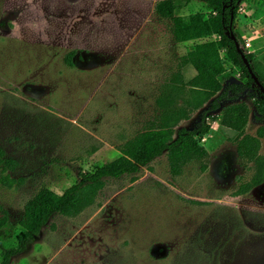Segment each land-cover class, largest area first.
Listing matches in <instances>:
<instances>
[{"label":"rangeland","instance_id":"rangeland-1","mask_svg":"<svg viewBox=\"0 0 264 264\" xmlns=\"http://www.w3.org/2000/svg\"><path fill=\"white\" fill-rule=\"evenodd\" d=\"M86 1L105 0H0L6 23L0 26V145L19 161V184L0 186V204L15 225L0 239V252L5 244L16 245L31 197L43 189L63 193L84 171L119 157L120 145L143 129L151 112L149 94L148 104L141 103L145 84L131 89L119 79L110 83L127 72L121 57L99 52L96 42L116 16L85 7ZM206 9L205 0H194L183 12ZM257 14L250 23L240 9L234 32L264 77V0ZM153 18L144 31L164 38L149 45L147 57H125L138 65L154 59L148 81L160 82L169 71L160 54L170 55L172 65L178 54L176 45L164 46L167 21ZM70 49L78 51L74 66L65 62ZM229 81H240L239 74ZM237 102L250 106L246 132L255 134L263 120L254 99L242 93L223 105ZM201 112L182 125L193 128ZM211 125L202 141L209 152L205 171L195 161L173 176L163 156L136 174L108 178L92 206L72 217L55 215L11 264H264V182L239 193L252 171L239 158L232 134L219 121Z\"/></svg>","mask_w":264,"mask_h":264},{"label":"trees","instance_id":"trees-1","mask_svg":"<svg viewBox=\"0 0 264 264\" xmlns=\"http://www.w3.org/2000/svg\"><path fill=\"white\" fill-rule=\"evenodd\" d=\"M191 1L160 0L155 5V15L169 22L174 42L217 38L195 43L181 56L178 70L166 79L169 86L156 99L154 118L145 121L143 129L120 145L119 157L92 171H84L79 181L63 193L43 189L27 201L19 220L20 231L15 235L16 245H4L0 264H11L14 256L24 253L55 215L72 217L92 206L108 178L136 174L163 156L173 176L182 174L185 167L195 161L200 162L201 170L205 171L209 152L202 141L210 134L214 121H219L221 127L232 134L239 158L252 171L250 178L242 181L239 193L250 192L264 182V93L254 82L232 38L241 4L247 0H205V12L181 14ZM5 24L0 20L1 27ZM245 54L264 84L255 55ZM75 55V50L68 52L65 62L73 65ZM185 66L194 68L196 74L187 79L183 71ZM233 73L239 74L240 81H229ZM242 93L254 99L255 109L263 120L255 134L246 132L251 114L247 103L223 105V101ZM207 103L209 107L204 108ZM199 110H202L201 117L193 128L182 125ZM18 166L19 161L10 157L0 145V186L11 189L19 184L14 175ZM14 226L0 204V239L5 240Z\"/></svg>","mask_w":264,"mask_h":264},{"label":"crops","instance_id":"crops-1","mask_svg":"<svg viewBox=\"0 0 264 264\" xmlns=\"http://www.w3.org/2000/svg\"><path fill=\"white\" fill-rule=\"evenodd\" d=\"M158 1L160 0H120L112 5V3L105 0L103 3L99 1L98 3L94 1H86V4H84L85 7H91L92 9H96L97 11L99 9L105 14H108V11H114L116 17L113 19V24L103 27L104 32L98 34L99 39H97L98 41L96 42V45H98L99 52L103 54H111L121 57V59L119 60V62H122L120 66L125 72H127L125 73V75H123V73H120L119 76L115 75L114 78L110 79V83L115 82L119 79V81H122L124 87L128 86L131 89H136L138 83H140L139 87H143L144 85L142 86V84H145V86L143 87V89L145 88V92L143 91L142 95L144 99L141 101L142 106L148 104L149 95L151 96L153 102L151 103V105H149V107H151V112H148V114L145 116L144 122L154 118L156 99L161 94V92L169 86V83L166 79L172 72L178 70L181 56H183L187 52L188 48L193 44L206 40H212L211 37H206L203 39L189 40L184 42H174L171 38V34H168V44H164V46H170L171 44L177 46V49L175 50V52L178 54L176 62L172 65L170 55H166L165 52L160 54L163 66L169 68L168 74L160 82L148 81V73L153 69L154 59L146 58L140 63V65H138L136 64V61H134V58H126L125 56L142 54V56L147 57L148 55H150L148 53L150 52L149 50L152 49L149 45H151L154 41L164 38V36L161 37L160 33L144 31V26L149 21H151V19H154L153 16H156L155 5ZM193 1L194 0H192L185 8L190 7L193 4ZM261 1L262 0H247L242 4V12L245 18L250 21V23H252L253 19L258 18L257 7L260 6ZM185 8L181 11V14H191H185L183 12ZM100 20L103 23L104 21H109V17L100 18ZM157 20L162 22L167 21L164 18L159 17H157ZM83 23L88 24L86 21H83ZM167 23L169 24L168 21ZM255 28V26L251 27L250 30H253ZM112 31H114V33ZM112 39H114L115 42H111ZM133 42L135 43L133 44ZM74 50L77 54V49H70L68 52ZM75 64V60L73 59V65L71 66H74ZM142 70L146 72L145 75H142V77H145V79L139 81V79H142V77H140L137 73ZM183 71L187 79L196 74L195 69L189 66L183 67ZM127 74H129V76H127ZM132 94L134 95V90H132L131 96ZM135 102L137 103L136 100ZM138 104H140V102H138ZM134 105L131 109L133 111L135 108ZM128 110H130V107L128 108ZM144 122L141 123V126H143ZM135 123H138V120Z\"/></svg>","mask_w":264,"mask_h":264},{"label":"water","instance_id":"water-1","mask_svg":"<svg viewBox=\"0 0 264 264\" xmlns=\"http://www.w3.org/2000/svg\"><path fill=\"white\" fill-rule=\"evenodd\" d=\"M232 38L235 40L236 45H237V49L239 50V52L242 55V58L244 59L245 64L247 65L253 79L254 82L256 83V85L261 89V91L264 93V84L260 81L258 75L256 74V72L254 71L253 67H252V63L251 61L248 59V57L246 56L245 52L241 49V46L239 44V41L235 35V33H232Z\"/></svg>","mask_w":264,"mask_h":264},{"label":"built area","instance_id":"built-area-1","mask_svg":"<svg viewBox=\"0 0 264 264\" xmlns=\"http://www.w3.org/2000/svg\"><path fill=\"white\" fill-rule=\"evenodd\" d=\"M249 43H247V45H248Z\"/></svg>","mask_w":264,"mask_h":264}]
</instances>
